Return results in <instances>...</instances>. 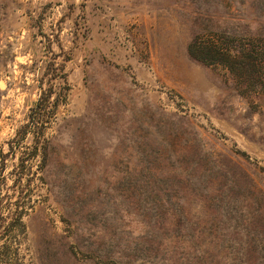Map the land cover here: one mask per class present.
Segmentation results:
<instances>
[{
	"label": "rangeland",
	"instance_id": "rangeland-1",
	"mask_svg": "<svg viewBox=\"0 0 264 264\" xmlns=\"http://www.w3.org/2000/svg\"><path fill=\"white\" fill-rule=\"evenodd\" d=\"M225 35L264 37V0H0L17 264H264V98L188 49ZM51 83L47 160L24 163Z\"/></svg>",
	"mask_w": 264,
	"mask_h": 264
},
{
	"label": "trees",
	"instance_id": "trees-1",
	"mask_svg": "<svg viewBox=\"0 0 264 264\" xmlns=\"http://www.w3.org/2000/svg\"><path fill=\"white\" fill-rule=\"evenodd\" d=\"M235 39L237 37L233 35H225L221 38L220 44L211 39H194L188 49L194 58L202 62L223 64L231 74L241 78V82L246 87L257 90L259 95L264 98V37H250L248 42L242 46L234 44ZM60 76H64V74ZM53 88L54 84L51 83L49 87L42 89L40 97L29 115V121L19 129L18 140L25 138L29 132H33L35 135L31 149L26 151L22 157L24 163L30 162V159L40 151L43 153V162L45 163L47 160L45 128L47 122L51 120L60 98L58 97L56 101L51 100ZM64 89L62 86V94L65 97ZM4 179L5 175L0 170V264L3 262L17 264V259L21 256V245L17 237L20 232L26 231L23 215L28 209L20 202V196L13 200L12 195L4 193ZM3 257L7 260H4Z\"/></svg>",
	"mask_w": 264,
	"mask_h": 264
}]
</instances>
